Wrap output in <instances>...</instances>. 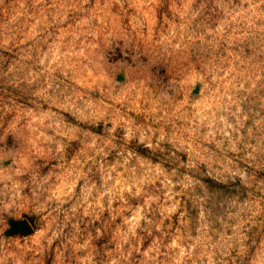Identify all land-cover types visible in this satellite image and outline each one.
<instances>
[{
  "label": "rangeland",
  "instance_id": "1",
  "mask_svg": "<svg viewBox=\"0 0 264 264\" xmlns=\"http://www.w3.org/2000/svg\"><path fill=\"white\" fill-rule=\"evenodd\" d=\"M0 264H264V0H0Z\"/></svg>",
  "mask_w": 264,
  "mask_h": 264
},
{
  "label": "water",
  "instance_id": "2",
  "mask_svg": "<svg viewBox=\"0 0 264 264\" xmlns=\"http://www.w3.org/2000/svg\"><path fill=\"white\" fill-rule=\"evenodd\" d=\"M10 228L5 232L6 235L21 234L28 235L34 231V228L27 219L10 220Z\"/></svg>",
  "mask_w": 264,
  "mask_h": 264
}]
</instances>
